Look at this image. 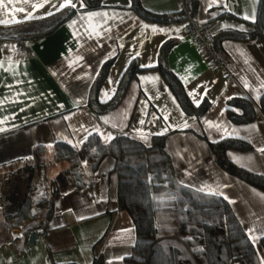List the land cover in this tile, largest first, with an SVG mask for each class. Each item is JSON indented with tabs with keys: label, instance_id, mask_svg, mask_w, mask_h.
<instances>
[{
	"label": "crops",
	"instance_id": "obj_1",
	"mask_svg": "<svg viewBox=\"0 0 264 264\" xmlns=\"http://www.w3.org/2000/svg\"><path fill=\"white\" fill-rule=\"evenodd\" d=\"M138 2L156 15L174 14L181 8L179 0ZM63 3L0 0V20L9 21L0 23V264H122L132 253L135 227L129 213L118 205L115 159L105 155L92 168L81 150V143L92 133L103 143L128 135L148 144L152 135H163L176 181L225 199L264 264L260 243L264 191L221 168L210 148L211 143L228 137L245 140L248 149H227L225 157L264 175V153L258 151L264 148V111L259 103L264 92L261 38L216 43L214 52L222 65L215 68L187 33L186 21L146 19L134 10L132 0H97L91 6L72 0L75 8H61ZM196 3L193 20L212 36L222 30H253L258 0ZM66 8L74 13L52 32L37 39L11 36L16 34L11 26L27 30L33 22ZM17 40L25 41L31 52L18 49ZM162 60L193 105H208L199 117L181 108L158 67ZM106 63L95 92L101 104L121 90L129 67L135 64L136 70L119 102L98 112L87 103ZM234 97L251 101L255 108L251 122L239 124L227 117V101ZM208 122L220 129L209 128ZM108 134L113 138L105 141ZM57 141L78 149L82 186L69 177L70 163L54 158ZM40 145L44 151L36 157L34 151ZM37 160L42 162V171L33 174L31 182L43 185L52 213L46 224L42 212L6 227L4 215L17 208L27 188V170L37 167Z\"/></svg>",
	"mask_w": 264,
	"mask_h": 264
},
{
	"label": "trees",
	"instance_id": "obj_2",
	"mask_svg": "<svg viewBox=\"0 0 264 264\" xmlns=\"http://www.w3.org/2000/svg\"><path fill=\"white\" fill-rule=\"evenodd\" d=\"M87 6L97 0H84ZM134 10L146 19L157 22L186 21L196 12V0H183L177 13L156 15L144 10L138 0H132ZM74 13L71 8L62 9L44 19L33 22L29 29L10 28L19 39H37L52 32L60 23ZM253 30L249 33L235 30H222L212 36V47L224 39H249L259 36L264 43V0H258ZM162 58V55H161ZM165 61L159 69L165 82L175 94L183 111L199 117L207 104L195 106L187 97L182 85L167 68ZM108 63L94 84L87 105L102 112L113 108L120 100L129 77L136 70L133 64L125 73L121 90L108 102H97L95 92L102 81ZM260 107L264 111V92L260 96ZM227 117L239 124L251 122L255 117V108L246 97H234L227 101ZM240 109L239 113L232 110ZM250 147L245 140L224 138L211 143L210 148L218 165L236 176L264 191V175L251 172L234 164L225 157L227 149L245 150ZM81 150L91 160L95 168L100 159L110 155L115 159L118 176L117 197L119 208L126 210L135 227V244L132 253L122 264H261L255 247L246 235L240 222L234 215L229 203L222 197L203 193L175 179L173 161L165 147L163 135H152L149 143L119 135L108 143L100 141L95 133L88 135L81 143ZM44 151L43 146L35 148L38 157ZM56 160L70 163L69 177L77 186H82L79 151L75 145L63 141L53 144ZM37 167L29 166L26 191L18 202L17 208L4 215L5 226L20 225L26 220L39 216L44 208L45 224L52 213L51 198L40 195L34 202V183L31 177L42 171V162ZM35 203V204H34ZM37 210L32 211V206ZM264 250V236L260 239Z\"/></svg>",
	"mask_w": 264,
	"mask_h": 264
},
{
	"label": "built area",
	"instance_id": "obj_3",
	"mask_svg": "<svg viewBox=\"0 0 264 264\" xmlns=\"http://www.w3.org/2000/svg\"><path fill=\"white\" fill-rule=\"evenodd\" d=\"M179 2L182 6L183 0H179ZM186 27L187 33L196 44V47L201 55L207 58L209 65L215 68L221 66V59L212 48V33L207 28L198 26L194 22L193 18H188L186 20ZM2 41L3 39L0 38V43ZM16 46L20 50L31 52L29 45L25 41L17 40Z\"/></svg>",
	"mask_w": 264,
	"mask_h": 264
},
{
	"label": "snow or ice",
	"instance_id": "obj_4",
	"mask_svg": "<svg viewBox=\"0 0 264 264\" xmlns=\"http://www.w3.org/2000/svg\"><path fill=\"white\" fill-rule=\"evenodd\" d=\"M25 2H27V0H25ZM42 6H43V5H33V7H42ZM76 6H77V5H76L75 3H72V0H65V3H63V4L60 5L61 8H64V7L75 8ZM81 6H82V7L84 6L83 3H81ZM5 7H7V5H5ZM19 10H20V11H24L23 8H21V9H19ZM28 15L30 16L31 13H28ZM91 15H92V16H95V15H97V14L93 13V14H91ZM246 18H247V17H246ZM253 19H254V16H253ZM0 23H3V24H5V25H7V24L9 23V21H8V20H0ZM145 27H147V25H145ZM153 31H156V29L153 28ZM161 31H164V30L161 29ZM97 35H99V33H97ZM89 36L91 37V33H89ZM242 54H243V53H242ZM141 79H146V78H143V77H142ZM262 86H264V84H262ZM245 87H248L247 83L245 84ZM197 106H198V102H197ZM164 119L167 120L168 117L165 116ZM140 123L143 124L144 121L142 120V121H140ZM208 126H209V128L216 127L217 130L220 129V126H219V125H213L212 122H208ZM185 127H187V123H185ZM98 134H99V135H103V134H101V133H98ZM112 138H113V137L111 136V134H108L107 136H104L105 141L111 140ZM49 147H51V145H49ZM258 151H260L261 153H264V148H260V149H258ZM236 159H237V162L239 163V158H236ZM84 163L86 164V162H84ZM15 238H16V236H13V239H15ZM257 238H258V237H256V236H252V239H253V240H255V239H257Z\"/></svg>",
	"mask_w": 264,
	"mask_h": 264
},
{
	"label": "rangeland",
	"instance_id": "obj_5",
	"mask_svg": "<svg viewBox=\"0 0 264 264\" xmlns=\"http://www.w3.org/2000/svg\"><path fill=\"white\" fill-rule=\"evenodd\" d=\"M37 170L38 169H36V171H34L35 173H37ZM35 185V184H34ZM35 187H36V190H35ZM43 191H44V188H43V185L41 186V184H37L36 186H34V189H33V199H34V202H36L37 201V199H38V197L40 196V195H43ZM35 204V203H34ZM35 210H37V208L35 207ZM42 212L44 213V208H43V210H42ZM41 212V213H42ZM40 213V214H41Z\"/></svg>",
	"mask_w": 264,
	"mask_h": 264
}]
</instances>
